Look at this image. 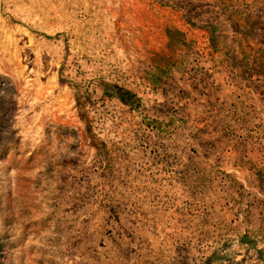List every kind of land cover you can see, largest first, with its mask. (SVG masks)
Returning a JSON list of instances; mask_svg holds the SVG:
<instances>
[{
    "label": "rangeland",
    "instance_id": "1",
    "mask_svg": "<svg viewBox=\"0 0 264 264\" xmlns=\"http://www.w3.org/2000/svg\"><path fill=\"white\" fill-rule=\"evenodd\" d=\"M0 264H264V0H0Z\"/></svg>",
    "mask_w": 264,
    "mask_h": 264
}]
</instances>
